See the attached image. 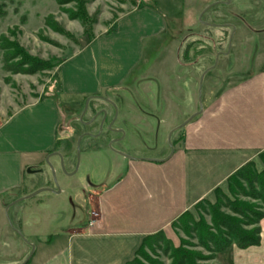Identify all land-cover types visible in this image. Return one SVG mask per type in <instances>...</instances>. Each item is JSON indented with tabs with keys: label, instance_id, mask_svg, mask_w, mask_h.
Returning <instances> with one entry per match:
<instances>
[{
	"label": "crops",
	"instance_id": "crops-1",
	"mask_svg": "<svg viewBox=\"0 0 264 264\" xmlns=\"http://www.w3.org/2000/svg\"><path fill=\"white\" fill-rule=\"evenodd\" d=\"M225 5L228 11L221 14L224 22L213 28L223 25L231 32L233 19L246 24L244 14L252 5H240L239 0ZM259 5L263 18L264 1L253 7ZM165 18L151 5L122 15L108 31L93 37L60 63L55 94L9 114L0 112V264L13 243L20 250L18 264L26 258L29 244L17 231L35 236L41 229L39 223L28 226L23 210L15 205L18 199L38 189L36 178H45L46 170L41 166L44 157L58 164L60 157L56 153L61 154L66 169L73 168L74 151L71 154L70 149L65 154L59 151L61 146L57 148L61 117L55 96L101 98L106 104L116 102L119 109L117 121L111 127L115 131L104 126L102 133L88 139L85 145L87 161L92 163L94 154L107 158L104 179L85 186L89 205L86 220L41 244L34 264H129L147 236L163 232L171 237L172 224L182 214L201 200L212 203L214 191H226V180L234 172L259 160L264 151V68L263 62H252L246 72L227 71L223 78L208 79L200 112L179 128L180 139L175 140L167 155L158 159L119 156L117 165L112 167L107 156L109 143L126 138L125 129L138 130L141 114L147 125L155 118L153 110H137L140 99L151 100L162 92L166 109L176 110L177 105L170 99L195 89L196 77L186 74L183 78L176 72L178 68L185 71L188 64L180 59V41L170 34ZM157 51L163 52L157 60L162 70L160 80L153 70L156 64L149 63V55ZM148 105L153 109L151 101ZM73 106L68 103L65 107L72 110ZM185 110L188 111L166 128L184 122L199 108ZM111 113L108 110V116ZM66 146L65 143L63 147ZM27 180L34 182L33 186L27 188ZM44 182L40 187L51 188L48 181ZM8 210L15 230L5 217ZM91 212L98 214L92 226ZM73 215L71 220L77 222L78 216ZM259 228L258 245L245 249L233 245L217 255V264H264V217ZM24 244L25 249L21 247ZM27 262L29 259L24 264Z\"/></svg>",
	"mask_w": 264,
	"mask_h": 264
},
{
	"label": "rangeland",
	"instance_id": "rangeland-1",
	"mask_svg": "<svg viewBox=\"0 0 264 264\" xmlns=\"http://www.w3.org/2000/svg\"><path fill=\"white\" fill-rule=\"evenodd\" d=\"M218 1L223 0H0V112L5 114L6 111L9 114L37 99L55 94L58 66L62 61L83 48L96 35L108 31L111 24L122 15L138 7L151 5L165 15L170 34H174L180 41V52L188 50L189 59L185 61L188 67L185 71L178 68L176 72L183 78H186V74L188 77L192 75L193 78L196 77L195 89L180 92L177 97L169 98L177 105L176 110L166 109V101L161 98L160 94L163 93H159L158 87L157 98L153 95L154 98L151 100L140 99V108L137 110H153L155 118L147 125L144 122L145 116L141 114L138 130L132 132L125 129L126 138L120 133V138L123 139L109 143L107 156L112 167H115L117 159L120 160L119 156L158 159L167 155L172 150L175 140L180 139L181 129H178V126L183 122H179L172 129L166 128L168 123L172 121L175 123L176 119L188 111L185 109L192 106L199 109L202 107L209 78H223L227 71L241 69L246 72L252 62L260 63L259 65L263 62L261 66L264 68V17H261L260 5L257 8L253 7V4L261 0H239L240 5L252 6L244 14L246 24L240 19L232 20L231 32L228 29L202 24L224 22L221 14L227 13L225 3L230 0H226L224 5L217 4ZM208 7L210 8L205 10ZM259 15L261 18H257ZM188 46H191L193 51L189 50ZM201 47L203 49H200ZM196 49L201 53L196 55ZM219 51L223 53L218 54ZM162 55V51L149 55V63L156 64L153 70L158 79L162 75V70L157 60L161 59ZM182 89L186 91L183 87ZM55 100L61 117L57 130V148L61 146L59 151L62 153L66 149H71V154L72 150L74 151L73 168L66 169L60 159L57 164L55 161L49 162L47 156L44 157L41 166L46 170L44 173L46 176L35 179L38 188L36 190L46 188L40 187L46 183L44 180L48 181L51 188L16 203L15 206L23 210L28 226L34 223L41 225L35 236H28L27 233L22 235L16 230L29 244L27 256L20 264L27 259L29 262L26 264H34L41 244H45L51 237L56 238V234L69 230L72 225L86 220L85 210L89 205L85 198L87 192L85 186L99 183L107 173V158L92 153L96 157L92 163L87 161L85 145L89 140L77 136L80 131L77 127L78 118L79 122L85 120L86 115L83 112L98 104L89 99V96L81 99L61 98L58 95L55 96ZM149 101L152 102L153 109L148 105ZM68 103L74 104L72 110H66L65 106ZM157 104L159 106H156ZM117 105L116 102L107 103L109 110L112 108L118 110ZM67 141L64 148L63 145ZM255 167L258 171L263 168L260 160L256 162ZM39 178L41 179L38 180ZM25 183L27 188L34 184L30 180ZM58 190V194L55 195L54 192ZM222 192L229 195L228 190ZM214 202L215 199L209 203ZM207 209L205 204L194 206L187 212L188 216L184 215L182 219L185 218V221L186 217H191L194 221H199L202 217L208 224L210 217L205 212ZM223 211L226 212L224 209ZM74 213L78 216L75 220L77 222L71 220ZM5 217L10 220V227L15 230L9 210ZM173 232L171 237L163 235V239L152 240V247L143 250L144 256L139 257V262L150 264L147 261L149 259L156 264H171V251L163 249L165 241H168V248L179 247L183 241L187 245L185 248L200 252L204 256L209 255L197 245L194 232L189 231V234H186L178 229H173ZM21 247L26 248L25 244ZM17 251L20 250L16 244L9 245L7 251L9 253L2 259L1 264H18L20 260L17 259ZM217 255L214 260L209 261L210 264H217Z\"/></svg>",
	"mask_w": 264,
	"mask_h": 264
},
{
	"label": "trees",
	"instance_id": "trees-1",
	"mask_svg": "<svg viewBox=\"0 0 264 264\" xmlns=\"http://www.w3.org/2000/svg\"><path fill=\"white\" fill-rule=\"evenodd\" d=\"M216 28L228 29L223 25ZM188 47L191 50V46ZM187 51L184 49L180 52V59L183 62L189 59ZM195 53L197 55L201 52L196 49ZM68 152V149L65 150V154ZM258 158L263 165L261 170L258 171L253 162H248L226 180L229 195H225L217 188L214 191L215 202L213 204L207 200H201L195 205L196 207L201 204L207 206L208 209L205 212L210 217L208 224L202 217L199 221L186 217L184 221L185 218L182 219V217L188 216L187 212L172 224L173 229L181 230L186 234H189V231L194 232L198 241L197 245L209 255L204 256L200 252L185 248L187 245L183 241L179 247L168 248V241H165L166 245L163 249L171 251V264H210L209 261L214 260L216 254L233 245L239 249H245L260 243L259 222L264 217V151L259 154ZM163 235V232H158L147 236L129 264H141L139 257L144 256L143 250L146 247H152V240L163 239ZM147 261L150 264H156L149 259Z\"/></svg>",
	"mask_w": 264,
	"mask_h": 264
},
{
	"label": "flooded vegetation",
	"instance_id": "flooded-vegetation-1",
	"mask_svg": "<svg viewBox=\"0 0 264 264\" xmlns=\"http://www.w3.org/2000/svg\"><path fill=\"white\" fill-rule=\"evenodd\" d=\"M92 101H98V106L97 107H93L91 106L90 110H85L83 112V114L86 115V119L83 120L82 122H79V118H78V123H77V127H79L78 130V137H86L87 139L96 137L97 135H100L102 133V129L104 128V126L107 127V129H109L110 131H115L113 130L112 124L115 123L117 121V117H118V110H114L112 108V113L110 114V116H108V106L106 104V102L104 100H102L101 98H97V99H91ZM101 127V131L99 132ZM96 129V133L94 132ZM68 143V142H66ZM74 147V144L72 145ZM60 156L62 157V155L60 154Z\"/></svg>",
	"mask_w": 264,
	"mask_h": 264
},
{
	"label": "water",
	"instance_id": "water-1",
	"mask_svg": "<svg viewBox=\"0 0 264 264\" xmlns=\"http://www.w3.org/2000/svg\"><path fill=\"white\" fill-rule=\"evenodd\" d=\"M226 2V0H223V1H220V2H217V3H225ZM229 3V2H228ZM226 4V3H225ZM211 7V6H210ZM210 7H208V8H206L205 10H208ZM205 10L203 11V12H205ZM203 12H202V14H203ZM202 14L200 15V18H201V16H202ZM202 24H204V25H207V26H215V24H210V23H206V22H202ZM229 39H230V34H229ZM217 57V56H216ZM200 112V109H199V111L198 112H196V113H194V114H192L188 119H186L180 126H178V129L179 128H182V127H184L188 122H189V120H191L194 116H196L198 113ZM101 131V127H100V130H99V132ZM111 132H113V131H111ZM59 157H60V160H61V162L63 161V159H62V157L60 156V154H58V153H56ZM44 190H47L46 188H43V189H40V190H37V191H35V192H33V193H31V194H28V195H26L25 197H22V198H20V199H18L19 201L20 200H23V199H25V198H27V197H29V196H32V195H35V194H37V193H39V192H41V191H44ZM17 200V201H18ZM26 262V261H25ZM24 262V263H25ZM24 263H22V264H24Z\"/></svg>",
	"mask_w": 264,
	"mask_h": 264
},
{
	"label": "built area",
	"instance_id": "built-area-1",
	"mask_svg": "<svg viewBox=\"0 0 264 264\" xmlns=\"http://www.w3.org/2000/svg\"><path fill=\"white\" fill-rule=\"evenodd\" d=\"M98 218V214L96 212H91L90 213V221H89V225L92 226L95 224L96 219Z\"/></svg>",
	"mask_w": 264,
	"mask_h": 264
}]
</instances>
